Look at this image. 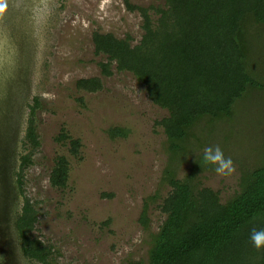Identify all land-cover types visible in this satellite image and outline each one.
Masks as SVG:
<instances>
[{
  "label": "rangeland",
  "instance_id": "rangeland-1",
  "mask_svg": "<svg viewBox=\"0 0 264 264\" xmlns=\"http://www.w3.org/2000/svg\"><path fill=\"white\" fill-rule=\"evenodd\" d=\"M0 5V264H41L24 254L16 228L24 197L38 211L31 236L48 249L50 264L146 262L166 218L160 206L171 190L169 179H185L193 161L207 165L206 147L219 146L235 166L222 176L208 164L194 177L222 202L239 190L243 172L264 165L259 88L237 100L226 119H199L179 148L171 147L159 124L168 110L148 97L132 72L94 53V32L128 35L132 44L140 40L141 15L124 0H0ZM248 30V64L261 82L264 25L250 21ZM91 77L101 88L77 86ZM31 119L36 147L25 137ZM71 139L79 140L76 154ZM26 153L31 163L19 184L20 156ZM58 157L68 171L64 183L54 186L49 175Z\"/></svg>",
  "mask_w": 264,
  "mask_h": 264
},
{
  "label": "trees",
  "instance_id": "trees-1",
  "mask_svg": "<svg viewBox=\"0 0 264 264\" xmlns=\"http://www.w3.org/2000/svg\"><path fill=\"white\" fill-rule=\"evenodd\" d=\"M124 2L141 15L140 40L132 44L128 35L117 38L94 32V53L105 55L118 70L132 72L148 97L168 110L159 124L172 148H179L178 142L188 138L190 127L199 119H226L249 89H264V81L253 75L248 64V26L250 21L264 25V0H163L162 6L148 7ZM100 65L103 73H110L107 63ZM77 86L95 91L101 82L96 77L81 78ZM30 121L25 137L36 147ZM78 148L79 140L71 139V152L76 154ZM29 155L20 156L19 184L31 163ZM196 163L185 179H169L171 190L160 206L166 218L148 260L127 264H264V247L257 249L250 240L253 228L264 229V165L243 172L239 190L222 202L217 191L194 182L200 171L209 168ZM67 171L65 159L56 158L49 175L51 185L61 186ZM37 215L34 204L24 197L16 228L24 254L50 264L48 249L31 236Z\"/></svg>",
  "mask_w": 264,
  "mask_h": 264
},
{
  "label": "clouds",
  "instance_id": "clouds-1",
  "mask_svg": "<svg viewBox=\"0 0 264 264\" xmlns=\"http://www.w3.org/2000/svg\"><path fill=\"white\" fill-rule=\"evenodd\" d=\"M2 10L3 5H0V11ZM203 161L205 164L214 165V171L218 175L227 176L235 171L233 160L231 157H225L219 146L206 147L203 153ZM250 240L257 249L264 247V229L253 228L250 233Z\"/></svg>",
  "mask_w": 264,
  "mask_h": 264
}]
</instances>
